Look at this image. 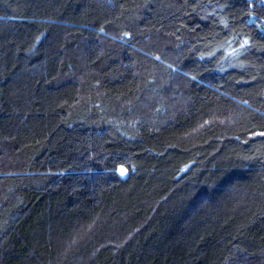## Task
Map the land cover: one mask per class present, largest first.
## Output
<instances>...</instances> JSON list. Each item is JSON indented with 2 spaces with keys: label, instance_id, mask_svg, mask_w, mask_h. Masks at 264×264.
<instances>
[{
  "label": "trees",
  "instance_id": "16d2710c",
  "mask_svg": "<svg viewBox=\"0 0 264 264\" xmlns=\"http://www.w3.org/2000/svg\"><path fill=\"white\" fill-rule=\"evenodd\" d=\"M261 133L264 0H0V264H264Z\"/></svg>",
  "mask_w": 264,
  "mask_h": 264
},
{
  "label": "snow or ice",
  "instance_id": "6c2138e0",
  "mask_svg": "<svg viewBox=\"0 0 264 264\" xmlns=\"http://www.w3.org/2000/svg\"><path fill=\"white\" fill-rule=\"evenodd\" d=\"M248 43V41L247 40H245L244 41V44H247ZM244 45H241V47H243ZM235 51V50H234ZM261 135H264V133H261ZM126 168L125 167H123V166H120L119 168H118V172H119V174L121 175V176H124L125 174H126Z\"/></svg>",
  "mask_w": 264,
  "mask_h": 264
}]
</instances>
